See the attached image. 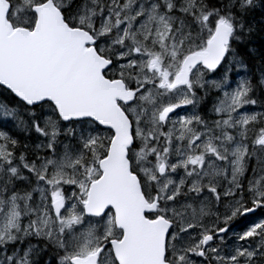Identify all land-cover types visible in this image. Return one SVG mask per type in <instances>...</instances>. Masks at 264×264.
<instances>
[{
    "label": "snow or ice",
    "instance_id": "snow-or-ice-1",
    "mask_svg": "<svg viewBox=\"0 0 264 264\" xmlns=\"http://www.w3.org/2000/svg\"><path fill=\"white\" fill-rule=\"evenodd\" d=\"M0 264H264V0H0Z\"/></svg>",
    "mask_w": 264,
    "mask_h": 264
},
{
    "label": "trees",
    "instance_id": "trees-1",
    "mask_svg": "<svg viewBox=\"0 0 264 264\" xmlns=\"http://www.w3.org/2000/svg\"><path fill=\"white\" fill-rule=\"evenodd\" d=\"M260 43V40L259 39H257V44H259Z\"/></svg>",
    "mask_w": 264,
    "mask_h": 264
}]
</instances>
